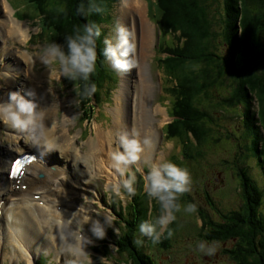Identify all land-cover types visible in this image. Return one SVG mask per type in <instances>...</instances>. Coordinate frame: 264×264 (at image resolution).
Wrapping results in <instances>:
<instances>
[{"label": "rangeland", "instance_id": "rangeland-1", "mask_svg": "<svg viewBox=\"0 0 264 264\" xmlns=\"http://www.w3.org/2000/svg\"><path fill=\"white\" fill-rule=\"evenodd\" d=\"M141 1L144 6V20L154 30L153 44L149 49V54L143 59L140 71L130 69L128 72H117L115 70L113 72L108 62H105V66L108 68L106 74L109 75L111 80L107 79V84L105 82L104 86L99 89L100 101L98 107H93L92 110L91 106L94 105L92 102H85L84 106L81 104L80 99L83 97L79 96L78 93L83 88H77L75 81H67L59 75L58 63L45 66L40 62L38 56L40 47L48 42L57 43V40L52 30L44 29L38 25L40 17L35 5L30 4L27 0H0V16L3 17L0 19V25L2 26L3 20L10 16L11 19L24 24L28 28L26 38L23 41L14 42L3 27L0 26V103H6L9 93L15 92L26 100L34 101L41 109L53 108L52 112L57 123V138L64 136V133H67L72 138L69 139L72 147L68 152L59 148L47 151L34 145L31 132L14 129L0 122V211L2 206H10L8 194L3 191L9 164L14 157L21 155L23 152L36 151L38 157L36 164L33 165L35 167L34 173L28 174V177L36 178V180L45 178L49 173L47 170L50 173L52 171H56V174L64 173L67 176V183L62 186L64 193H60L57 190L51 196V199L54 201L62 200L63 203L56 204V207L58 210L67 211L69 218L72 219L71 229L75 230V227L78 228L82 224V234L92 241L91 244L86 245L84 248L86 255H81L78 258L73 257L62 250L63 246L59 238L60 227L55 223L53 217H47L48 224L46 227L45 224L37 219L34 218L35 221H33L32 217L20 213L17 219L21 224L16 232L17 240L14 243H17V250H15L14 247L3 242L5 234H7L5 230H7V226L9 227L11 218L5 216L6 214H3V216L0 212V264H36L39 260L40 264H69L70 260H76L77 264H126L125 256L117 252L116 241H114L113 237L114 235L119 236L120 233H125L127 228H129L125 220L129 219V205H132V199L135 196L141 197L145 202L144 206L148 204L150 209H152L153 204L155 207L157 206L154 200L150 203L151 200L145 195L143 174L151 164L164 161H171L187 169L190 185L189 190L185 192V196L188 198L187 201L190 202L183 201L180 203L181 211L176 213V219L167 226L172 232L171 237H167V250L158 251L159 249L156 248V245L150 246L153 259L160 264H231V258H234L231 256H235L240 248L247 246L249 238L244 232L243 239L246 243L239 242L235 238H228L224 244L219 243L217 251L212 256H204L196 248V243L200 240L209 241L211 238L224 237L222 232L219 231L220 228L218 226L220 225L230 231L231 234L235 232V228L230 229L225 220L230 213L242 205L238 188L239 182H237L238 172L241 171L240 174H242L245 170L259 189L261 191L264 190V170L259 168L256 159L250 156L251 151L249 148H252L253 143H249L242 133L243 128L240 124L241 118H239L242 113L241 109L232 107V102H227L229 104H226V107L221 106L223 99L228 96V90L233 93L238 88L237 83H231L237 77L236 73L232 70L233 75L230 76L232 72L228 74L229 66L227 61L221 57L222 52L226 50L222 39L216 31L217 12L219 10L223 11L222 7H219L221 0H208V2L202 0L203 5H210L211 3V7L206 6L205 8L208 12L212 8L211 14L216 19V25L210 17V24H207V27L208 25L209 27L205 30L207 34L201 35L202 38L198 41V44L201 45L198 51L199 54L208 57V59H200V62L190 65L192 76L195 80L192 90L195 102L190 105L194 106L193 108L201 114V117L205 116V120L207 118L215 120V122L212 120L213 123H209L213 128V133H210V135L213 138H218L219 142L217 141L214 145L209 143V145L203 146L199 149L200 155L195 156L190 161L187 160L189 158L187 150L191 149V153L197 150L193 135L189 137V143L185 141L182 144L177 139L166 140L162 134L163 127L173 120L167 116L168 113H171V105L169 103L173 102V97L168 95L166 88L174 84V80L169 81V79L174 78L167 76L163 65L167 64L170 66L176 58V54H170L168 51L174 45H179L176 40L178 34H171L165 29V35L162 32L160 37L158 29L155 27L159 20V8L156 4L155 8L150 0ZM120 2L121 0L114 4L112 3L110 9L104 13V15L108 16L104 21V25H102L105 35H107L105 38L114 39L115 27L121 25L119 22V19H121L119 13ZM154 3H156L155 0ZM48 8H51V6ZM243 16H247L246 19L250 21L253 29L250 33L255 34L261 31V24L255 22L261 17V14L250 10L246 14L241 15L242 20L245 18ZM128 22L130 23L131 33L134 34L137 24L138 31H141V22H139L138 15L135 13L129 15ZM158 47L161 49L158 50ZM21 53L24 57H28L30 63L28 60H24L23 56H20ZM210 53L211 55H209ZM216 56L219 57L221 67L226 68V71L216 68ZM165 58H171V60L159 64V60ZM240 63L242 64L243 60ZM246 63L248 67L251 65L253 67V69L249 68V73L253 71L260 72L264 76V39L253 55L244 60V64ZM219 66L217 63V67ZM244 67L246 68V66ZM246 69L248 70V68ZM30 71L37 75L38 81L36 80L37 78L35 79L30 74ZM46 71H50L51 75L43 76V72ZM5 73L8 75L5 76ZM123 74L128 77L130 85H137L139 95L143 94L141 82L145 85L147 84L151 91L148 93L146 102L161 110V114L156 117L152 116L145 108V104L142 124L140 120L142 108H139L138 99L134 100L133 105H131L132 113L130 112V107L126 108L125 117L128 112L130 115L129 129L127 131L129 137L138 139V135H140L144 137V140L147 139L152 143L151 151L146 160L136 162L130 166L137 177L134 185L136 194L131 198L123 190L119 196L112 192L110 184L113 180V175L111 178V176L99 173L93 167V163L85 159L88 156L87 144L94 138L95 127L100 129L111 127L113 116L110 110L115 107L114 96L123 83ZM71 83H74L75 86H70ZM228 83L229 87L227 86ZM231 87H235V89ZM29 90L34 92L35 95L32 97L26 96L25 93ZM126 104L127 102L125 106ZM259 104L261 111H257ZM254 107L249 115L255 113V115L258 114L256 117L259 118L260 116V119H263L264 102L254 100ZM64 112H66L67 116H63ZM86 116L90 117L89 120L85 119ZM260 123H263V121H258L256 125L259 128V134H262L264 131L260 128ZM149 124L154 125H152L154 134L146 137L145 126H149ZM57 141L59 142L60 140L57 139ZM254 143L256 144V142ZM61 144H57V146ZM112 146L114 150H117L118 143L116 140H114ZM143 146L146 145L143 143ZM263 146V143H257L258 149H262ZM183 153L186 159L183 157ZM74 154H78L80 158H77L76 163H71V155L74 157ZM33 167L31 168L32 171ZM38 167H41L43 171L38 169ZM239 167H241V170H239ZM36 174L38 175L36 176ZM40 175H43V177L39 178ZM243 197L244 195H242ZM40 199L42 198L39 197L37 204L45 205L43 200L39 201ZM186 203L195 205V211L185 213L183 206ZM243 203L245 204L244 201ZM196 208L203 211L206 218H200ZM260 209L264 211V199ZM119 213L120 215L117 216ZM33 214L36 216L35 211ZM106 214H110L114 218L110 222L112 226L105 229V236L102 240H97L89 231L91 220H102V217ZM157 215L158 211L153 207L148 220H154ZM85 216H90V220L87 223H84L83 220ZM3 227L4 229H2ZM167 231L165 236H167ZM136 239L141 241L140 234L137 235ZM217 241L219 242V240ZM16 245L14 246L16 247ZM5 252L8 253L6 257H4ZM40 255L43 256L40 257ZM212 258L215 260L209 263Z\"/></svg>", "mask_w": 264, "mask_h": 264}, {"label": "trees", "instance_id": "trees-1", "mask_svg": "<svg viewBox=\"0 0 264 264\" xmlns=\"http://www.w3.org/2000/svg\"><path fill=\"white\" fill-rule=\"evenodd\" d=\"M27 1L35 5L40 17L39 25L44 29L52 30L57 43L61 45L64 43L65 36L72 35L74 29L81 28L85 24L95 23L100 28V36L96 40V69L90 76V81L96 85V92L93 95L96 98V103H98V100H100L98 97V89L107 78L104 57L102 55L103 46L101 44L105 31L101 29L100 25L108 18L104 13L117 0ZM205 1L208 2V0ZM151 2L155 8L156 5L159 8L157 28L161 34L163 32L165 35V29L171 34H178L176 40L179 43V45H174L168 51L170 54H176L174 62L170 66L167 64L163 65L167 76L174 78L169 79V81L174 80V84L166 88L168 95L173 97V102L169 103L171 105V113H168V116L173 118V120L163 127L162 133L166 140L177 139L182 144L185 141L189 143V137L193 135L197 150L194 153H191V149L187 150V154L189 155L187 160L190 161V159L200 155V148L209 145V143L214 145L219 140L210 135V133H213V128L209 123H213L212 120L214 122L215 120H209L208 118L205 120L206 117H201V114L193 108L194 106L192 107L190 105L195 102L194 95H192L195 80L193 79L190 65L200 62V59H208V57L199 54L198 51L201 45L198 44V41L201 40V35H204V33L207 34L205 30L209 27V25L207 27V24H210L209 18L211 17L213 19L215 25L216 19L211 14L212 8H210V12L205 8L206 6L211 7V3L210 5H203L202 0H155L156 3H154V0H151ZM49 6L51 8H48ZM219 7H222L223 11L219 10L217 12L218 20L216 31L226 49L222 52L221 57L227 61L229 70L221 67V62L217 56L216 68L222 71L227 70L228 74L233 70L237 77L231 83H237L238 87L236 89L235 87H231L235 89L233 93L231 90H228V96L223 99L221 106L226 107V104H229L227 102H232V107L241 109L242 113L239 118H241L242 133L249 143H253L252 148H249L251 151L250 156L255 158L259 168L264 170V146L262 149H258L257 147V143L264 144V133L259 134V128L256 125L258 121L262 120L263 123H260V128L264 131V118L260 119V116L259 118L256 117L258 114L255 115V113L249 115L253 108H255L254 100L264 102V76L260 72L253 71L249 73V68L251 67L253 69L252 65L248 67L247 63L244 64V60L250 55H253L257 47L261 46L262 40L264 39V0H221ZM95 8H98L99 11H90V9ZM250 10L261 14V17L255 21L262 26L259 33H250L253 29L249 19H246L247 16H243L245 17L244 20L241 19V15L246 14ZM168 60H171V58L159 60V64L166 63ZM241 60H243L242 64L240 63ZM217 63L220 65L219 67H217ZM231 75H233V72ZM75 82L77 88L82 89L85 85L84 81L77 80ZM71 84L75 86L74 83ZM227 86H230L229 83ZM90 99L91 97H83L80 99L81 104L84 106L85 102L90 103ZM257 109V111L262 110L260 104ZM89 118L88 116L85 117L86 120H89ZM204 131L207 132V136ZM183 157L186 159L185 154ZM239 170H241V167H239ZM240 172L237 173V182H239L238 188L242 205L230 213L225 220L230 226V229L235 228V230L233 229L235 232L231 234L230 231L222 228L220 225L218 226L220 228L219 231L222 232L224 237L211 238L209 241L219 240V243L224 244L228 238H235L239 242H244L243 236L245 232L249 238L246 244L247 246L240 248L238 251L240 255L236 254L235 256H231L234 257L233 259L231 258V264H264V211L260 209L262 200L264 199V190L261 191L259 189L245 170L242 174ZM242 195H244L243 198ZM182 196H185V193H182L178 197V203L181 201L190 202L187 201L188 198L182 200ZM152 202L153 200L150 203ZM144 203L141 197L135 196L132 199V205H129V219L125 220L126 225L130 226V229L127 228L125 233H120L119 236L114 235L113 237L114 241H116L115 246L118 249L117 252L125 256L126 264H160L153 259L150 246L156 245V248L159 249L158 251L167 250V236L163 237L158 245L153 244L150 239L146 241L144 238L141 239L140 243H136V241L134 243L133 241L136 226L141 221L148 220L149 218V206L148 204L144 206ZM153 207L158 211V205L155 207L153 204ZM153 207L150 209V214L153 211ZM196 212L200 218H206V215L200 209L196 208ZM234 225L236 226L233 227Z\"/></svg>", "mask_w": 264, "mask_h": 264}, {"label": "clouds", "instance_id": "clouds-1", "mask_svg": "<svg viewBox=\"0 0 264 264\" xmlns=\"http://www.w3.org/2000/svg\"><path fill=\"white\" fill-rule=\"evenodd\" d=\"M90 11L98 12L99 9H90ZM99 36L100 28L95 23L85 24L81 28L74 29L72 35L65 36L63 45L55 42L42 45L38 52L39 60L45 66L58 63L59 75L69 81H84L85 85L78 95L91 97L96 92V85L90 81V76L96 69V40ZM103 45L102 55L113 70L128 72L134 66L135 46L131 33L125 27L117 25L114 39L105 38ZM6 75L8 74L5 73ZM25 95L32 97L35 93L29 90ZM44 118L45 109H41L34 101L26 100L15 92L9 93L6 103H0V122L14 129L31 132L34 145L47 151L54 150L52 142L43 139L46 131L42 123ZM116 141L118 148L110 154V167L113 170L110 188L117 196L123 190L131 198L136 194L134 185L137 177L130 166L138 161L142 151L141 144L137 139L130 138L127 131L118 133ZM143 143L147 145L149 141L145 139ZM189 185L190 177L186 168L171 161L153 163L149 166L143 174V188L147 198L157 203L158 215L152 221L144 220L139 223L138 232L141 237L149 238L153 244L160 242L162 232L176 219V213L181 211V205L178 203L179 194L187 192ZM183 211L192 213L195 211V205L186 203ZM112 219L114 218L110 214L104 215L102 220L92 219L89 228L91 235L97 240H102L105 229L112 226L110 223ZM83 220L87 223L90 216H85ZM58 223L62 250L77 258L86 255L84 248L92 241L82 234V224L72 230L71 218L65 220L61 217ZM171 235L169 229L167 237ZM140 242L136 241V243ZM218 247V241L200 240L196 243L197 250L204 256L214 255ZM69 264H77V262L70 260Z\"/></svg>", "mask_w": 264, "mask_h": 264}, {"label": "bare ground", "instance_id": "bare-ground-1", "mask_svg": "<svg viewBox=\"0 0 264 264\" xmlns=\"http://www.w3.org/2000/svg\"><path fill=\"white\" fill-rule=\"evenodd\" d=\"M119 6H120L119 13L121 15V19H119V22L121 26L127 29L128 32L131 33L130 23L128 22L129 15H132L133 13H135L136 15L139 16V22H141V31H138L139 29H138V24H137L134 34L131 33V39L133 43H134V40L136 41L134 45L135 47H134V53H133L134 66L131 68V70L140 71L142 69L143 59H145L148 56L149 49L151 45L153 44L152 41H153L154 30L151 27H149L146 21L144 20V15H143L144 6L141 0H121ZM2 18L3 17L0 16V19ZM3 21L4 23L2 24V26L1 25L0 26L3 27V29L7 32L8 36L14 42H20L26 38L28 28L24 24L11 19L10 16L9 17L7 16L6 20H3ZM139 32H141V34H139ZM20 56H23L22 53ZM22 58H24V60H28V57L23 56ZM30 74L35 79L37 78L36 79L37 81L39 80L37 75L34 74L32 71H30ZM48 74L51 75L50 71L43 72V76L48 75ZM122 81L123 83L119 91H117L114 96L115 107L110 110L113 116L111 127L108 129H104V128L100 129L98 127L97 128L95 127V131L93 134L94 138L91 139L89 143L87 144L88 156L87 158H85L86 160L93 163V167H95L99 173L106 174V176H111V178L113 175V170L110 167V154L116 150V149L114 150L112 146L113 142L114 140H116V136L118 133L128 131L129 129L128 122L130 119V115L128 112V114L125 117L126 108L130 107V112L132 113L131 105H133L134 100L136 101L138 99L139 108H142V114L140 117L142 124H143L142 117L144 120L145 108H147V111H149V113L152 114V116L156 117L157 115L161 114V110L158 107L150 105L149 103L146 102L148 93L151 91V88L147 84L145 85L141 82V88L143 87L142 88L143 94L141 93V95H139L137 85L135 86L130 85L129 79L126 75H124V78L122 79ZM144 85H145V88H144ZM124 102L125 103L127 102L129 106L127 104L125 106ZM148 108L150 109L148 110ZM52 111H53V108L52 109L45 108V118L42 121L46 129L44 133V140L51 141L52 144L54 145V148H59V149H62V151L68 152L72 147V143L69 142V139L71 137L68 136L67 133H64L65 134L64 136H60L61 138H57L56 136L57 123H56V118L53 115ZM63 114H64L63 116H67L66 112H64ZM152 125L153 124H149V126L148 125L145 126L146 137L149 136L150 134H154V128L152 127ZM58 135H61V134H58ZM57 139L60 140L59 141L60 143H62L59 146H57V144H60L57 141ZM137 140L140 142L141 149H142V151L139 154V159L137 162H141V161L146 160V157L151 151L150 149H151L152 143L149 142L146 146H143L144 137L140 135H138ZM74 157L71 155V160H70L71 163H76V161L78 160L77 158L78 157L80 158L78 154H74ZM32 167L33 165H30L28 168H25V173L22 176L19 175L17 178H12L9 181L7 177L6 184L5 186H3V191L7 192L8 194L7 197H8V203L10 204V206L8 207L2 206L0 212L2 215L6 214L5 216L11 218L9 227L7 226V230H6L7 235L4 237L3 242H5V244L7 245H11L12 247H14L15 250H17V245H16L17 243H14V241L16 240L15 236L21 224V222L18 221L17 219L20 213L23 215L26 214V216L28 215L29 217H32L33 221L37 219L39 222H42L43 224H45L46 227L48 224V220H47L48 216L53 217L55 223L58 226H59L58 222L61 220V217L62 219H65V220L69 219V215L68 213H66L67 211L58 210L56 207V204L58 205L59 203H63L62 200L54 201L51 199V196L54 195V192L57 190L60 193H64L62 186L65 183H67L66 181L67 176L64 175V173L56 174V171H52L50 173V171L47 170L49 173L45 176V178L36 180V178L28 177V174L34 173L35 167H33V171H30ZM55 168H56V165H55ZM38 169L43 171L41 167H38ZM25 185L27 186L26 187L27 190L25 189ZM39 197L42 198L39 201L43 200V203H45V205L43 204L44 206L42 204H37ZM62 197L65 198L64 195H62ZM52 202H54V204H52ZM34 211L36 213V216L33 214ZM45 220L47 221L45 222ZM14 245H16V247ZM4 255H5L4 257H6L8 253L5 252Z\"/></svg>", "mask_w": 264, "mask_h": 264}, {"label": "snow or ice", "instance_id": "snow-or-ice-1", "mask_svg": "<svg viewBox=\"0 0 264 264\" xmlns=\"http://www.w3.org/2000/svg\"><path fill=\"white\" fill-rule=\"evenodd\" d=\"M18 163H19L18 160H15L12 162L10 175H13V176L16 175V167Z\"/></svg>", "mask_w": 264, "mask_h": 264}, {"label": "flooded vegetation", "instance_id": "flooded-vegetation-1", "mask_svg": "<svg viewBox=\"0 0 264 264\" xmlns=\"http://www.w3.org/2000/svg\"><path fill=\"white\" fill-rule=\"evenodd\" d=\"M208 260V259H207ZM215 260L214 258H212V260L209 263H212V261Z\"/></svg>", "mask_w": 264, "mask_h": 264}]
</instances>
